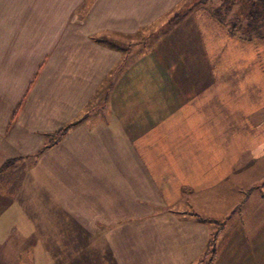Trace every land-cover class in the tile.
I'll use <instances>...</instances> for the list:
<instances>
[{
    "label": "crops",
    "instance_id": "0c3cea01",
    "mask_svg": "<svg viewBox=\"0 0 264 264\" xmlns=\"http://www.w3.org/2000/svg\"><path fill=\"white\" fill-rule=\"evenodd\" d=\"M213 2L0 0V264H197L227 229L219 264H264V40Z\"/></svg>",
    "mask_w": 264,
    "mask_h": 264
},
{
    "label": "rangeland",
    "instance_id": "374dc122",
    "mask_svg": "<svg viewBox=\"0 0 264 264\" xmlns=\"http://www.w3.org/2000/svg\"><path fill=\"white\" fill-rule=\"evenodd\" d=\"M212 7L210 8L218 20H220L225 27L230 29L234 35L243 39H262L264 40V0H253L249 3L232 4L226 0H213ZM256 202L253 201L251 205L247 206L246 213L251 214L256 219L255 211ZM236 229H227L223 236L216 244V259L213 260L220 262L226 261L230 246L236 244V237L239 235L235 232ZM239 232H242L238 230ZM219 250V251H218ZM221 250V253H220ZM206 261V260H205Z\"/></svg>",
    "mask_w": 264,
    "mask_h": 264
},
{
    "label": "trees",
    "instance_id": "16d2710c",
    "mask_svg": "<svg viewBox=\"0 0 264 264\" xmlns=\"http://www.w3.org/2000/svg\"><path fill=\"white\" fill-rule=\"evenodd\" d=\"M201 1H203V0H201ZM226 1H228L229 3H232V4H237L240 2L249 3V2H252L253 0H226ZM67 129H68V126L59 130V131L54 132L53 134H51L47 138V141L45 142L44 146L41 148L40 151H42V150L52 146L53 144L57 143L61 139V137L64 135V133L66 132ZM8 166L9 165L7 163V164H5L4 167L6 168ZM217 234L218 233L216 232V233L211 235V237L208 240L207 247L205 248L204 252L202 253L200 259L197 261V264H212L213 260L216 257L215 244H216V240H217Z\"/></svg>",
    "mask_w": 264,
    "mask_h": 264
}]
</instances>
